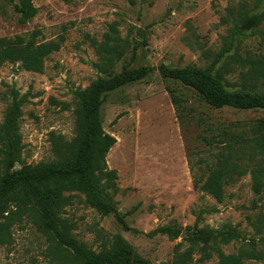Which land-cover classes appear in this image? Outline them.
Instances as JSON below:
<instances>
[{
  "label": "rangeland",
  "instance_id": "374dc122",
  "mask_svg": "<svg viewBox=\"0 0 264 264\" xmlns=\"http://www.w3.org/2000/svg\"><path fill=\"white\" fill-rule=\"evenodd\" d=\"M31 4L36 13L22 24L17 11L21 0H0V38L33 39L37 45L55 42L59 47L43 59L41 72L25 69L18 60L0 63V128L6 112L19 107L21 150L12 170L55 160L54 148L73 139L77 91L124 69L147 67L144 79L108 93L101 106L102 127L116 139L106 156L108 168L117 173L114 211L100 213L86 203L84 194L66 192L71 196L65 213L73 224L71 235L96 253L121 238L130 246L131 262L173 264L177 253L191 246L195 226L214 231L231 226L238 236L219 242L221 251L236 254L255 240L258 256L242 264H264V185L255 193L249 172L235 176L225 186L221 202L196 187L223 148L206 144L199 134L210 136V128H228L252 138L248 129L264 118V109H210L193 91L160 71L162 65L209 67L236 18L263 13L264 0H31ZM262 33L264 20L241 36L229 55L264 58ZM104 45L116 51L106 54ZM233 66L225 87L242 90L251 64ZM252 84L253 91L264 92V77L249 79L248 86ZM172 88L184 100L181 118ZM163 226L178 236L154 232ZM211 246L202 241L193 246L187 262L220 264ZM66 256L67 251L57 250L27 216L15 219L0 242V264H73Z\"/></svg>",
  "mask_w": 264,
  "mask_h": 264
},
{
  "label": "trees",
  "instance_id": "16d2710c",
  "mask_svg": "<svg viewBox=\"0 0 264 264\" xmlns=\"http://www.w3.org/2000/svg\"><path fill=\"white\" fill-rule=\"evenodd\" d=\"M17 11L21 14L19 21L22 24L36 13L31 0H21V7H17ZM263 20L264 12L236 18L230 36L223 39V47L215 53L209 67L169 69L162 65L161 74L178 80L210 109H264V92L253 91L255 84L248 86L249 79L264 77V58L254 61L249 56L243 58L237 52L229 55L237 47L240 37L258 27ZM261 37L264 41V33ZM58 47L55 42L37 45L33 39L1 37L0 63L18 60L25 69L41 72L43 59ZM102 50L106 54L116 51L110 45H104ZM209 54L207 52L204 55ZM227 58L233 62H226ZM233 64H251L243 79L242 90L228 91L225 87L228 83L226 75L235 71ZM148 72L147 67L124 69L110 78H98L77 91L75 136L71 141L60 142L54 148L57 156L55 160L23 164L20 169L12 170L14 163L19 161L21 150L19 107L15 105L6 112L5 122L0 128V242L6 238L15 219L27 216L33 220L37 231L47 236L57 250L67 251L66 259L73 264H143L141 261L131 262L130 246L121 238H116L109 249L105 248L98 253L78 242L71 235L73 224L65 216L66 207L71 203V196L65 193L77 191L84 194L86 203L100 213L114 211V195L118 191L117 173L108 168L106 156L116 139L102 127L101 106L108 93L144 79ZM171 93L181 118L185 109L184 100L175 88H172ZM209 131L212 132L210 136L199 134L200 139L210 146L222 144L223 148L215 154L212 168L204 180L196 182V187L221 202L226 197L225 186L235 176L249 172L254 192L260 193L264 185V118H259L248 129L252 138H247L244 132L236 135L228 128H210ZM241 160L247 161L245 166L240 164ZM210 211L214 210H202L203 213ZM195 228L193 236L189 237L191 246L177 253L173 264H189L187 260L191 257L193 246L201 241L211 243L220 264H242L244 259L258 256L255 240L242 245L236 254L225 255L221 251L219 242L227 243L237 238L238 233L234 227L226 226L219 231ZM154 232L165 233L173 238L178 236V232L170 226L157 228Z\"/></svg>",
  "mask_w": 264,
  "mask_h": 264
}]
</instances>
